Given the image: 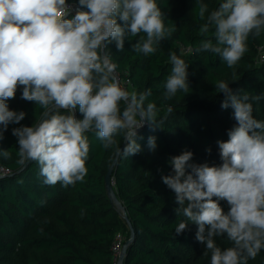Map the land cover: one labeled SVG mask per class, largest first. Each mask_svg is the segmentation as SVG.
<instances>
[{
	"label": "clouds",
	"instance_id": "clouds-1",
	"mask_svg": "<svg viewBox=\"0 0 264 264\" xmlns=\"http://www.w3.org/2000/svg\"><path fill=\"white\" fill-rule=\"evenodd\" d=\"M78 6L69 19L65 17L72 6L67 0H0V139L9 124L25 118L23 111L10 110L7 104L22 87L21 99L43 111L36 124L12 129L19 163L37 162L49 186L84 180L90 148L85 133L95 131L107 150L123 132L126 144L115 154L128 158L142 151L137 130L145 124L155 130L167 119L158 117L155 103L145 106L151 90L130 92L121 86L117 65L106 50L115 41L123 52L126 37H139L132 50L145 57L154 54L156 45L177 27L166 26L157 0H78ZM197 8L201 20L208 13L201 33L214 28L216 42L205 39L196 51L218 54L229 68L246 53L249 35L264 30V0H223L211 12L198 2ZM169 62L173 67L164 83L166 99L190 88L188 64L175 52ZM215 86L226 97L221 107H231L237 122L228 131L229 139L217 142L222 165L190 163L193 153L184 151L169 161L173 174L161 179L176 194L177 215L186 218L176 234L191 221L198 226L196 240L206 245L204 254L211 253V264H248L264 250V121L253 117L252 103L262 97L233 94L223 80ZM77 108L82 119L75 115ZM147 146L155 151V136L148 138ZM3 154L7 156V150ZM220 200L227 201V213ZM225 234L233 246L222 250L214 238Z\"/></svg>",
	"mask_w": 264,
	"mask_h": 264
},
{
	"label": "trees",
	"instance_id": "trees-1",
	"mask_svg": "<svg viewBox=\"0 0 264 264\" xmlns=\"http://www.w3.org/2000/svg\"><path fill=\"white\" fill-rule=\"evenodd\" d=\"M198 2L207 4L211 12L223 0H157L166 26L175 23L177 27L170 38L156 45L154 54L145 57L132 50L139 37H126L123 52L117 50L115 41L108 44L106 50L116 70L127 73L131 81L127 90H151L145 106L155 103L158 117H167L155 130L147 124L137 130L142 151L135 155L124 158L115 154L126 144L123 132H118L116 144L105 150L95 131H90L85 133L90 148L84 180L67 187L61 183L45 185L37 162L19 163L18 138L12 134L13 128L39 122L43 110L35 102L21 99L22 87L7 101L10 110L26 115L19 124H9L0 139V164L11 171L0 178V264H112L113 236L122 232L129 238L127 221L134 233L122 264H211V253L205 255L206 245L196 240V224L187 221L185 231L175 233L178 223L186 218L177 215L176 194L161 177L173 174L169 161L184 151L193 153L190 163L222 165L217 142L227 141L228 131L237 122L231 107H221L226 97L216 89L217 81L228 83L236 95L242 91L260 95L258 102H252L253 117L264 121V62L258 61L264 49V30L259 36L249 35L246 53L229 68L218 54L196 51L205 39L216 42L214 28L207 35L201 33L208 13L205 20L199 18ZM67 3L77 6L78 0ZM74 14L69 12L67 18ZM183 47L189 51L185 53ZM171 52L188 64L190 88L188 93L178 91L166 99L164 83L173 67L169 62ZM169 107L173 109L171 114ZM75 115L83 118L78 108ZM150 136L156 137L155 151L148 149ZM116 156L113 191L125 217L109 200L104 183ZM219 204L225 213L229 211L226 200ZM214 239L222 250L233 246L226 234ZM248 264H264V250Z\"/></svg>",
	"mask_w": 264,
	"mask_h": 264
},
{
	"label": "built area",
	"instance_id": "built-area-1",
	"mask_svg": "<svg viewBox=\"0 0 264 264\" xmlns=\"http://www.w3.org/2000/svg\"><path fill=\"white\" fill-rule=\"evenodd\" d=\"M69 4V3H68ZM72 6L71 11L70 12H74L76 11L77 7H79L78 5L76 6L75 4H69ZM183 51L185 53H187L189 51L188 48H182ZM263 51V50H262ZM260 52L259 57H258V61L260 62H264V52ZM115 75L117 77V79L120 81V84L122 87H124L126 90L128 87H131V81L128 77L127 73H119L117 70L115 71ZM11 174L10 169L4 167V165L0 164V178L4 176H7ZM127 239L125 238V235L121 232H116L113 236V240L111 243V252H112V264H118V260H119V256H120V252L121 249L123 248L124 242Z\"/></svg>",
	"mask_w": 264,
	"mask_h": 264
},
{
	"label": "water",
	"instance_id": "water-1",
	"mask_svg": "<svg viewBox=\"0 0 264 264\" xmlns=\"http://www.w3.org/2000/svg\"><path fill=\"white\" fill-rule=\"evenodd\" d=\"M69 16V15H68ZM67 16V17H68ZM65 17V18H67ZM117 162V156L114 158V160L112 161V163L109 165V168L104 176V183H105V189H106V193L107 196L109 197V200L118 208L120 209V211L122 212V214L125 217V210L123 208V206L121 205V203L118 201L119 199L116 198L115 193L113 191V182H112V171L114 169V166H116ZM20 172V171H19ZM128 226H129V231H130V235L129 238L124 242L123 248L121 249L120 252V256H119V260H118V264H122L125 254H126V249L129 246V244L132 242L133 239V228L130 225L129 221H127Z\"/></svg>",
	"mask_w": 264,
	"mask_h": 264
},
{
	"label": "rangeland",
	"instance_id": "rangeland-1",
	"mask_svg": "<svg viewBox=\"0 0 264 264\" xmlns=\"http://www.w3.org/2000/svg\"><path fill=\"white\" fill-rule=\"evenodd\" d=\"M264 50V49H263Z\"/></svg>",
	"mask_w": 264,
	"mask_h": 264
}]
</instances>
